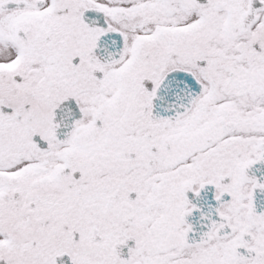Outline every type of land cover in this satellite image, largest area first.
Returning a JSON list of instances; mask_svg holds the SVG:
<instances>
[{
    "label": "snow or ice",
    "instance_id": "obj_1",
    "mask_svg": "<svg viewBox=\"0 0 264 264\" xmlns=\"http://www.w3.org/2000/svg\"><path fill=\"white\" fill-rule=\"evenodd\" d=\"M0 264H264V0H0Z\"/></svg>",
    "mask_w": 264,
    "mask_h": 264
}]
</instances>
